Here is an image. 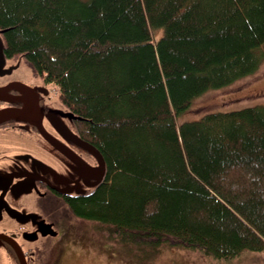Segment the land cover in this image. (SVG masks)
Listing matches in <instances>:
<instances>
[{
	"label": "trees",
	"instance_id": "16d2710c",
	"mask_svg": "<svg viewBox=\"0 0 264 264\" xmlns=\"http://www.w3.org/2000/svg\"><path fill=\"white\" fill-rule=\"evenodd\" d=\"M0 28L105 158L74 215L150 254L264 251V104L180 121L258 69L264 0H0Z\"/></svg>",
	"mask_w": 264,
	"mask_h": 264
},
{
	"label": "flooded vegetation",
	"instance_id": "af4514ba",
	"mask_svg": "<svg viewBox=\"0 0 264 264\" xmlns=\"http://www.w3.org/2000/svg\"><path fill=\"white\" fill-rule=\"evenodd\" d=\"M3 33L0 264H56L67 233L59 219L72 218L70 199L91 194L106 174L100 180L98 159L78 140H86L78 129L81 119L24 55L6 53Z\"/></svg>",
	"mask_w": 264,
	"mask_h": 264
},
{
	"label": "rangeland",
	"instance_id": "374dc122",
	"mask_svg": "<svg viewBox=\"0 0 264 264\" xmlns=\"http://www.w3.org/2000/svg\"><path fill=\"white\" fill-rule=\"evenodd\" d=\"M23 56V55H22ZM22 58V57H21ZM23 60V59H22ZM25 61L31 68L29 61ZM59 96L54 84H50ZM264 104V60L254 72L232 83L210 89L197 97L192 107L180 121L192 120L214 110H236L246 106ZM60 210L57 214H65ZM72 213V211H71ZM61 216V215H60ZM58 217V215L56 216ZM71 220V221H70ZM60 229L67 232L64 245L57 254L56 264H256L264 262V251H244L231 259H218L200 250L177 245H163L157 252L131 247L123 242L107 226L78 217L72 213L61 216ZM47 253L45 249L44 254ZM48 254V253H47ZM55 254H52L54 259Z\"/></svg>",
	"mask_w": 264,
	"mask_h": 264
},
{
	"label": "water",
	"instance_id": "95a60500",
	"mask_svg": "<svg viewBox=\"0 0 264 264\" xmlns=\"http://www.w3.org/2000/svg\"><path fill=\"white\" fill-rule=\"evenodd\" d=\"M5 31H6V29H0V32H5ZM72 115H74V114L72 113ZM75 118L82 119L81 116H75ZM78 140L83 144V146L85 148L90 150L98 159V163H99L98 167L101 171V173H100V180H101L106 174V161H105V158H104L102 152L95 145H93L91 142L84 140V139H81V138L80 139L78 138Z\"/></svg>",
	"mask_w": 264,
	"mask_h": 264
}]
</instances>
